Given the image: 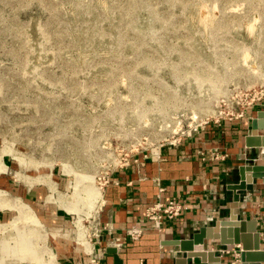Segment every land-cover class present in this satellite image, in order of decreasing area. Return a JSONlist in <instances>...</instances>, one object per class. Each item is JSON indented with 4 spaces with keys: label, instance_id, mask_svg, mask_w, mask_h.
I'll return each mask as SVG.
<instances>
[{
    "label": "rangeland",
    "instance_id": "1",
    "mask_svg": "<svg viewBox=\"0 0 264 264\" xmlns=\"http://www.w3.org/2000/svg\"><path fill=\"white\" fill-rule=\"evenodd\" d=\"M263 100L264 0H0V264L90 253L109 175Z\"/></svg>",
    "mask_w": 264,
    "mask_h": 264
},
{
    "label": "crops",
    "instance_id": "2",
    "mask_svg": "<svg viewBox=\"0 0 264 264\" xmlns=\"http://www.w3.org/2000/svg\"><path fill=\"white\" fill-rule=\"evenodd\" d=\"M260 111H264V100L239 118L201 126L178 145L130 159L109 175L101 188L96 229L90 240L91 252L85 253L79 243H75L76 252L67 250L66 246L71 248L69 241L58 233L52 238L61 251L56 264H113L108 248L115 249L121 264H176L185 255L179 251L177 242L189 241L200 228L227 220L231 211H235L238 220L256 223L259 250L264 252L263 180L253 179L239 192L237 206L230 208L233 198L230 186L239 182L238 168L242 165L264 167V131H258L252 141L258 146L245 145L250 122ZM211 151L218 154L217 160L209 158ZM153 179H157L160 192ZM157 196L161 202L180 197L187 204V210L178 218L162 222L160 233L146 229L143 221L145 208L154 203ZM54 220L62 222L61 217L55 216ZM133 227L142 229L137 239L125 234ZM116 242L120 247L115 246ZM234 247L219 246L215 240L203 243L204 250L221 257V264H230L232 255L221 254L219 250ZM186 261L200 264L197 258Z\"/></svg>",
    "mask_w": 264,
    "mask_h": 264
},
{
    "label": "water",
    "instance_id": "3",
    "mask_svg": "<svg viewBox=\"0 0 264 264\" xmlns=\"http://www.w3.org/2000/svg\"><path fill=\"white\" fill-rule=\"evenodd\" d=\"M250 135L245 139L246 147H256L253 139L257 138L258 131H264V111L256 114L249 126ZM239 182L230 186L233 192L230 208H235L239 200V192L244 191L246 185L253 179H262L264 182V167L240 166L238 168ZM235 212V211H234ZM230 212L228 219L214 222L212 227L200 228L189 241H179L176 245L184 258L178 259L176 264H187L188 259H199L200 264H221V257L212 251L204 250V241L215 240L222 247L240 246L239 264H260L264 262V252L259 250V236L254 221L236 219V214ZM107 253L112 255L113 264H121L115 254V249L108 248Z\"/></svg>",
    "mask_w": 264,
    "mask_h": 264
},
{
    "label": "built area",
    "instance_id": "4",
    "mask_svg": "<svg viewBox=\"0 0 264 264\" xmlns=\"http://www.w3.org/2000/svg\"><path fill=\"white\" fill-rule=\"evenodd\" d=\"M241 115L242 114H239L237 115V117H229V118H224L221 120H232V119L239 118ZM214 122H217V121H214ZM205 124L207 123H204L203 125ZM203 125H200L199 128ZM199 128L195 127L194 133H196L199 130ZM191 136L186 137L185 140L190 138ZM209 156H210L209 158L212 160H217L219 157L215 151H211L209 153ZM126 164L127 163L123 164L121 167H123ZM152 181L154 185L158 187V190L160 192L161 189L157 183V179H153ZM104 184H105V180L102 182L101 187ZM156 198L157 199L154 203H152L151 205L145 208L144 214H143V221L146 224V229L160 233L162 229V222L164 220H174L178 218L183 212L187 210V204L184 201V199L180 197H173L165 202L159 201L158 196ZM141 232H142V229L133 227L127 230L125 234L131 239H137L140 236ZM115 246L120 247V243L116 242ZM219 252L221 254L232 255V261L230 262V264L239 263V252H240L239 245H235V247L232 250L222 249V250H219Z\"/></svg>",
    "mask_w": 264,
    "mask_h": 264
}]
</instances>
